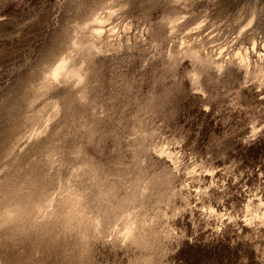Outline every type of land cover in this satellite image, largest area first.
I'll use <instances>...</instances> for the list:
<instances>
[{
    "label": "rangeland",
    "instance_id": "374dc122",
    "mask_svg": "<svg viewBox=\"0 0 264 264\" xmlns=\"http://www.w3.org/2000/svg\"><path fill=\"white\" fill-rule=\"evenodd\" d=\"M0 264H264V0H0Z\"/></svg>",
    "mask_w": 264,
    "mask_h": 264
}]
</instances>
